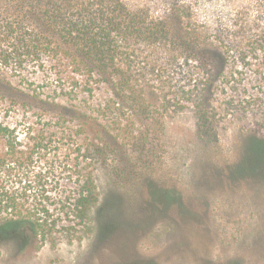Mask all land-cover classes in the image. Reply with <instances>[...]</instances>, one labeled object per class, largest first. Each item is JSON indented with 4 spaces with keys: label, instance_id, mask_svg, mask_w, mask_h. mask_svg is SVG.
Wrapping results in <instances>:
<instances>
[{
    "label": "rangeland",
    "instance_id": "rangeland-1",
    "mask_svg": "<svg viewBox=\"0 0 264 264\" xmlns=\"http://www.w3.org/2000/svg\"><path fill=\"white\" fill-rule=\"evenodd\" d=\"M124 1L150 19L179 14L198 51L171 34L123 43L124 96L113 76L72 72L48 53L3 71L27 102L10 123L26 116L28 150L42 148L0 186L45 193L51 207L27 214L34 231L0 233V264H264V156L249 151L264 141V0ZM56 103L95 116L100 132L59 122ZM94 138L100 152L87 149ZM77 166L97 193L82 214Z\"/></svg>",
    "mask_w": 264,
    "mask_h": 264
},
{
    "label": "trees",
    "instance_id": "trees-1",
    "mask_svg": "<svg viewBox=\"0 0 264 264\" xmlns=\"http://www.w3.org/2000/svg\"><path fill=\"white\" fill-rule=\"evenodd\" d=\"M141 13L132 9L124 0H0V180L2 175L12 174L16 167L32 165L35 148H42L36 143L32 145L31 151L28 150V130L34 127L26 116L20 117L16 125L9 121L14 106L27 105L26 101L21 102V93L18 95L16 92L20 88L1 77L12 63L22 65L28 57L35 58L39 54L48 53L53 59L65 61L72 72L88 73L89 76L105 75L110 79L113 76L119 85L113 84V88L120 89L118 93L124 96L126 94H123V90L127 91V88L121 86L124 81L119 79L123 73L116 62L122 53L123 43L129 45L141 38L158 40L171 34L175 41L181 42L185 50L198 51L196 35L185 28L179 14L174 17V23H170L164 17L150 19L147 13ZM191 73L188 68L183 75L187 78ZM92 86L90 84L89 92H92ZM203 95L206 99L209 92L205 91ZM202 103L200 109L203 112ZM80 108L73 105L68 108L56 103L53 110L60 114L57 120L63 121L66 126L72 123L80 126L81 133L90 129L94 135L98 134L101 129L93 118L95 116L83 118L79 114ZM253 141L249 151L264 156V141ZM87 146L89 150L93 148L96 152L101 151L95 138ZM75 172L78 174L75 187L78 196L74 204L82 214L97 202V193L91 172L85 174L78 166ZM153 189L162 193L166 200L169 198L164 188ZM0 193V233L17 232L28 222L33 223L29 224V229L34 231L35 222L27 214L34 208L49 211L51 207L45 193L35 197V201L8 193L4 186H0ZM163 202L164 199H161L158 207H155L157 211H160ZM4 213L7 215L3 216ZM19 233L29 238V234ZM36 235L31 238L36 239Z\"/></svg>",
    "mask_w": 264,
    "mask_h": 264
},
{
    "label": "flooded vegetation",
    "instance_id": "flooded-vegetation-1",
    "mask_svg": "<svg viewBox=\"0 0 264 264\" xmlns=\"http://www.w3.org/2000/svg\"><path fill=\"white\" fill-rule=\"evenodd\" d=\"M18 255H19V254H15V257L18 256ZM15 260H19V259H16V258H15Z\"/></svg>",
    "mask_w": 264,
    "mask_h": 264
}]
</instances>
